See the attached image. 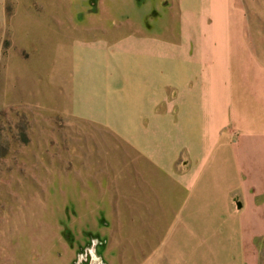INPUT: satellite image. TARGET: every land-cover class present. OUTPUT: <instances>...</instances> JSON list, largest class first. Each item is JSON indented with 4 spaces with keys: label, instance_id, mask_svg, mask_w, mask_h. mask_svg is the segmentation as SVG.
I'll return each mask as SVG.
<instances>
[{
    "label": "rangeland",
    "instance_id": "1",
    "mask_svg": "<svg viewBox=\"0 0 264 264\" xmlns=\"http://www.w3.org/2000/svg\"><path fill=\"white\" fill-rule=\"evenodd\" d=\"M109 1L0 0V264H264V232L248 246L232 221L178 209L185 193L167 157L162 170L143 165L132 119L116 121L110 56L122 41L79 59L88 88L71 106L73 42L127 33L93 29L127 22ZM242 1L249 45L264 59V0Z\"/></svg>",
    "mask_w": 264,
    "mask_h": 264
},
{
    "label": "crops",
    "instance_id": "2",
    "mask_svg": "<svg viewBox=\"0 0 264 264\" xmlns=\"http://www.w3.org/2000/svg\"><path fill=\"white\" fill-rule=\"evenodd\" d=\"M109 4L113 12L122 4L127 22H97L93 29L127 33L117 39L107 32L100 41L84 35L73 42L71 106H80V88L88 83L79 59L87 55L91 60L98 42L122 41L109 57L120 79L116 101L123 112L116 121L132 119L131 143L143 165L162 170L166 167L158 157H167L166 170L180 176L176 186L185 193L178 209L199 210L221 227L232 221L251 246L254 236L264 232V59L249 45L243 1ZM135 10L136 23L131 21ZM90 30L85 32H96ZM138 129L147 134L140 136ZM167 137L178 146L168 148Z\"/></svg>",
    "mask_w": 264,
    "mask_h": 264
},
{
    "label": "water",
    "instance_id": "3",
    "mask_svg": "<svg viewBox=\"0 0 264 264\" xmlns=\"http://www.w3.org/2000/svg\"><path fill=\"white\" fill-rule=\"evenodd\" d=\"M100 264H105V263H100Z\"/></svg>",
    "mask_w": 264,
    "mask_h": 264
},
{
    "label": "flooded vegetation",
    "instance_id": "4",
    "mask_svg": "<svg viewBox=\"0 0 264 264\" xmlns=\"http://www.w3.org/2000/svg\"><path fill=\"white\" fill-rule=\"evenodd\" d=\"M96 264V263H95Z\"/></svg>",
    "mask_w": 264,
    "mask_h": 264
}]
</instances>
